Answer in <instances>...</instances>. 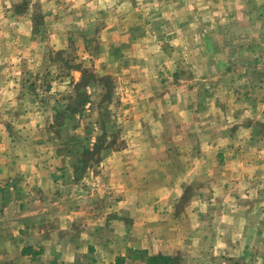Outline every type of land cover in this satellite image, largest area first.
<instances>
[{
	"label": "crops",
	"instance_id": "obj_1",
	"mask_svg": "<svg viewBox=\"0 0 264 264\" xmlns=\"http://www.w3.org/2000/svg\"><path fill=\"white\" fill-rule=\"evenodd\" d=\"M4 2L0 0V94L16 92L15 105L21 107L23 71L18 64L33 61L27 52L32 25L23 9L16 8L21 16L14 17L13 7ZM257 3L50 0L52 19L66 10L90 11L91 18L102 10L107 17L100 29L122 30L114 35L122 44H147L164 54L139 52L138 62L157 56L169 61L171 54L159 50L162 41L181 46L176 52L183 72L160 93L154 86L156 90L141 89L157 96L132 105L130 125L137 127L133 149L109 156L97 172H87L85 182L81 169L72 165L77 152L46 147L39 134L44 112H18L17 124L36 127L32 137L23 138H12L5 129L9 133L3 132L0 140V264H147L133 260L134 251L170 256L174 264H264V147L255 145L264 143V93L254 85L264 73L254 72L249 63L253 50L248 51L256 39L264 44V22L260 35L255 22L264 7ZM206 14L218 15L214 24ZM13 24L18 25L16 35L10 34ZM174 30L183 36L174 39V32L169 33ZM198 30L216 41L187 42L197 36L190 31ZM62 36L54 44L61 45ZM238 37L246 47H238ZM12 43L18 51L4 53ZM189 44L197 45V51H183ZM192 60L194 65L186 68L184 63ZM146 76L140 72L139 86H146ZM9 78L12 87L3 84ZM3 100L0 106H8ZM22 143L27 148L18 150Z\"/></svg>",
	"mask_w": 264,
	"mask_h": 264
},
{
	"label": "rangeland",
	"instance_id": "obj_2",
	"mask_svg": "<svg viewBox=\"0 0 264 264\" xmlns=\"http://www.w3.org/2000/svg\"><path fill=\"white\" fill-rule=\"evenodd\" d=\"M3 2L6 6L13 7L14 17L21 16L17 12L23 9L24 18L30 21L32 41L31 48L28 47L27 52L31 54L30 59L33 61H28V65L18 64L20 71H23L21 75L24 87V94L21 97L23 109L15 105L16 92L9 95L0 94V98L4 99V105L8 104V106H0V140H2L5 129L12 131V138L17 136L32 137L31 133L36 126L31 123L27 126L17 124L18 112H28L32 115L33 112L43 111L44 118L41 121L43 125L39 128V130L41 129L39 134L45 138L46 147L56 150L57 153L59 151L77 152L79 157L70 156L72 165L77 170L81 169L80 172L84 173L81 178L85 182L87 172L88 174L92 171L97 172L107 162L109 156L123 149H133L135 144L133 133L137 127L130 125L133 117L132 105L135 102L145 103L155 100L157 95L152 94V98L145 94L146 92L141 93V89L152 87L156 90L155 88H157L160 93L168 84L181 79L183 61L182 63L178 61L181 56L176 52L177 49H181V46L164 44L162 41L158 45L159 50L167 55L171 54L169 61L157 56L155 61L138 62L139 52L142 55L150 53L152 56L164 54L147 44L145 46H136L132 43L122 44L114 37L116 33L122 35V30L100 29L99 26L106 25L105 18L107 17L106 12L102 10L95 11L93 18H91L90 11L66 10L58 13L56 18L52 19V16H49L50 0H3ZM244 2L245 0H231V3L239 7H245ZM257 6L260 9L262 6L264 7V0H258ZM16 8L19 10L16 11ZM260 14L261 20L255 21L259 22V35L261 33L260 25L264 22L262 13L256 14V16ZM215 17L218 15H205L206 21L213 24ZM92 20L94 21L92 22ZM202 20L199 19L200 22ZM242 21H246V17ZM16 27L18 25L13 24L9 28L10 34H17ZM66 27L71 28L67 29ZM200 32L202 35L198 36ZM60 33L63 34L64 42L61 45L54 44V40ZM163 33H166L167 37L171 35L167 34V31ZM169 33H173L176 40L183 36V32L180 30ZM191 33H195L197 36H189L186 39L187 42L204 41L205 39L216 41L209 32L204 34L203 31L198 30L190 31ZM243 40L245 39L240 37L236 39L238 47L247 46ZM258 42L259 40L256 39L255 45H252L251 42L248 45V51L250 52L251 49L254 54V61L249 63L255 73H264V60H257L264 58V44L261 45ZM197 48V45L189 44L182 49L190 54L196 52ZM2 51L6 54H13L18 51V47L12 43V46L9 45ZM186 62L184 63L186 68L192 67L195 63L193 60ZM141 71L147 74L145 77L147 84L143 87L139 86L142 80L140 78ZM165 71L168 72V78ZM13 80V78H9L3 84L12 87ZM254 85L258 92L263 94L264 75L258 74ZM169 95L171 99L175 97V94ZM11 116H13L12 123H10ZM32 120L35 122L36 118L32 117ZM4 133L7 135L9 132ZM13 133L14 136H12ZM258 144L264 147L262 141L255 142V145ZM11 148L9 147V150ZM26 148L25 143H22L17 149L25 150ZM117 173H121V169L116 171V177L119 176ZM125 182L129 185L133 184ZM258 195L261 196L259 192ZM95 197L99 199L98 192L95 193Z\"/></svg>",
	"mask_w": 264,
	"mask_h": 264
},
{
	"label": "trees",
	"instance_id": "obj_3",
	"mask_svg": "<svg viewBox=\"0 0 264 264\" xmlns=\"http://www.w3.org/2000/svg\"><path fill=\"white\" fill-rule=\"evenodd\" d=\"M133 252L132 250H130ZM129 251V253H131ZM135 255H131L133 260L141 259L145 261L147 264H174V259L170 256L164 255H153L149 256L147 252L144 251H134Z\"/></svg>",
	"mask_w": 264,
	"mask_h": 264
}]
</instances>
